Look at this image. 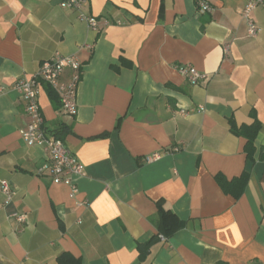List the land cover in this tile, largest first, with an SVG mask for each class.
Masks as SVG:
<instances>
[{"label":"crops","instance_id":"crops-1","mask_svg":"<svg viewBox=\"0 0 264 264\" xmlns=\"http://www.w3.org/2000/svg\"><path fill=\"white\" fill-rule=\"evenodd\" d=\"M61 1L0 0V180L15 192H0V264H264V7L251 37L245 0H85L109 21L98 31ZM56 54L83 64L73 117L38 95L48 134L84 165L73 185L38 174L44 151L20 136L14 83ZM254 118L247 159L229 121Z\"/></svg>","mask_w":264,"mask_h":264},{"label":"built area","instance_id":"built-area-1","mask_svg":"<svg viewBox=\"0 0 264 264\" xmlns=\"http://www.w3.org/2000/svg\"><path fill=\"white\" fill-rule=\"evenodd\" d=\"M84 2L85 0H62L60 5L64 8L77 10L79 17L93 30L100 29V22L102 25L109 23L106 18L82 12ZM258 7H264V0H245L241 10V16L247 23V33L251 37L256 36L259 32V28L251 16L253 10ZM209 9L207 3L200 2L199 11L204 12ZM175 68L190 84H197L205 80L207 76L205 72L198 71L190 64H177ZM66 71H68L67 78L64 75ZM82 74L83 64L78 58L56 54L42 60L34 74L18 78L14 83L15 89L24 101V111L28 117V123L20 130V136L27 145L41 146L45 162L38 168V174L47 173L55 184L73 185V177L83 173L84 165L65 146L61 138L48 134L44 126L38 95L42 85L50 86L58 95L61 113L73 117L77 113V89ZM173 150H177V148L175 147ZM158 156L159 153L156 152L148 159H156ZM0 192L5 197V204H8L15 194L6 180H0ZM12 217L19 223L25 221L24 213L14 212Z\"/></svg>","mask_w":264,"mask_h":264},{"label":"trees","instance_id":"trees-1","mask_svg":"<svg viewBox=\"0 0 264 264\" xmlns=\"http://www.w3.org/2000/svg\"><path fill=\"white\" fill-rule=\"evenodd\" d=\"M46 88H47V92H48V95H49L51 101L56 105V108H59L60 101H59L57 93L50 86H46ZM229 127H230V130L233 134H235L237 136H242L246 139V142L244 145V150H245L247 159H251L252 154H253L254 149H255L254 148V139L256 137L257 132L260 129L259 121L256 118H254V121L249 125L245 124V125L237 126L232 120H230L229 121ZM55 136L58 138H61V136L59 134H55ZM246 178H247V174L244 172L240 178L241 187L243 186ZM241 187L239 186V188L236 192V195L238 194V192H240ZM154 240H155V238H153L152 240H150L149 242H147L144 245V247L142 248L141 253H140L141 258H143L146 255L149 245ZM58 260H59V262L64 263V264H76L77 263V261H74V262L68 261L64 255L59 256Z\"/></svg>","mask_w":264,"mask_h":264}]
</instances>
